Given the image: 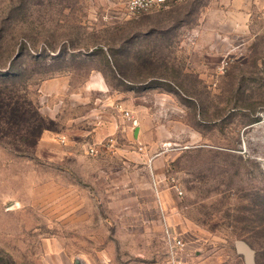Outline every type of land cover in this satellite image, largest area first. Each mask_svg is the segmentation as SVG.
<instances>
[{
  "label": "rangeland",
  "instance_id": "1",
  "mask_svg": "<svg viewBox=\"0 0 264 264\" xmlns=\"http://www.w3.org/2000/svg\"><path fill=\"white\" fill-rule=\"evenodd\" d=\"M127 1L0 0V88L50 119L0 132V264H167L166 225L264 264V0Z\"/></svg>",
  "mask_w": 264,
  "mask_h": 264
},
{
  "label": "trees",
  "instance_id": "2",
  "mask_svg": "<svg viewBox=\"0 0 264 264\" xmlns=\"http://www.w3.org/2000/svg\"><path fill=\"white\" fill-rule=\"evenodd\" d=\"M49 121L26 95L8 93L0 88V123L6 124L5 128L0 125V132L12 134L14 145L36 144L43 131L48 129Z\"/></svg>",
  "mask_w": 264,
  "mask_h": 264
},
{
  "label": "built area",
  "instance_id": "3",
  "mask_svg": "<svg viewBox=\"0 0 264 264\" xmlns=\"http://www.w3.org/2000/svg\"><path fill=\"white\" fill-rule=\"evenodd\" d=\"M182 1L183 0H128L126 12L129 16L139 17L155 10L168 8ZM89 152L94 154L96 148L94 146L89 147ZM176 190L179 194L183 193L179 187H176ZM165 239L170 264H186L188 248L184 238L174 233L172 229L166 225Z\"/></svg>",
  "mask_w": 264,
  "mask_h": 264
},
{
  "label": "water",
  "instance_id": "4",
  "mask_svg": "<svg viewBox=\"0 0 264 264\" xmlns=\"http://www.w3.org/2000/svg\"><path fill=\"white\" fill-rule=\"evenodd\" d=\"M234 247L236 252L243 256L245 264H257L256 250L247 240L237 239Z\"/></svg>",
  "mask_w": 264,
  "mask_h": 264
},
{
  "label": "crops",
  "instance_id": "5",
  "mask_svg": "<svg viewBox=\"0 0 264 264\" xmlns=\"http://www.w3.org/2000/svg\"><path fill=\"white\" fill-rule=\"evenodd\" d=\"M167 264H170V260L169 259L167 260Z\"/></svg>",
  "mask_w": 264,
  "mask_h": 264
}]
</instances>
